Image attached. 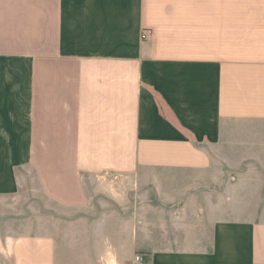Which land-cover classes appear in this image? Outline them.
Listing matches in <instances>:
<instances>
[{
    "label": "crops",
    "instance_id": "1",
    "mask_svg": "<svg viewBox=\"0 0 264 264\" xmlns=\"http://www.w3.org/2000/svg\"><path fill=\"white\" fill-rule=\"evenodd\" d=\"M258 153L264 0H0V195L23 165L77 210L88 182L152 184L60 264H264ZM0 264H55L54 242L0 235Z\"/></svg>",
    "mask_w": 264,
    "mask_h": 264
},
{
    "label": "rangeland",
    "instance_id": "2",
    "mask_svg": "<svg viewBox=\"0 0 264 264\" xmlns=\"http://www.w3.org/2000/svg\"><path fill=\"white\" fill-rule=\"evenodd\" d=\"M255 162H242L248 167L251 164V173L264 179V155L257 154ZM246 170V169H245ZM16 188L6 195H0V235H47L54 242L55 264H60V245L74 242L86 236L89 224H79L81 220L90 217L99 218L107 211L128 210L134 205L136 194L152 192V184L133 179H122L96 182H88V205L80 210L64 207L50 199H47L39 189L33 173L23 166L14 169ZM151 174V173H149ZM258 191L264 190L263 185H256ZM148 193H145L147 195ZM138 198V195H137ZM104 221V220H103ZM102 221V222H103ZM95 222V221H93ZM91 222V223H93ZM101 222V223H102ZM84 226V227H79ZM81 229V232L73 236V229ZM79 243V241H78ZM66 247V246H65ZM74 256L70 253V258Z\"/></svg>",
    "mask_w": 264,
    "mask_h": 264
},
{
    "label": "built area",
    "instance_id": "3",
    "mask_svg": "<svg viewBox=\"0 0 264 264\" xmlns=\"http://www.w3.org/2000/svg\"><path fill=\"white\" fill-rule=\"evenodd\" d=\"M150 34L151 33H150V31L148 29H143L142 32H141L140 37H141L142 40H146V39L149 38ZM133 260H134V264H149L145 260L144 255H142V254H136V255H134Z\"/></svg>",
    "mask_w": 264,
    "mask_h": 264
}]
</instances>
